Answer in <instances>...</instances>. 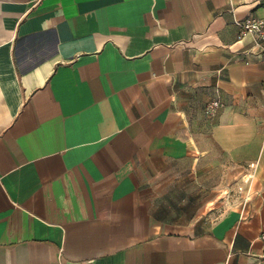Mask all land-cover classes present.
Returning <instances> with one entry per match:
<instances>
[{"label": "crops", "instance_id": "0c3cea01", "mask_svg": "<svg viewBox=\"0 0 264 264\" xmlns=\"http://www.w3.org/2000/svg\"><path fill=\"white\" fill-rule=\"evenodd\" d=\"M248 17L264 0H0V264H254Z\"/></svg>", "mask_w": 264, "mask_h": 264}, {"label": "built area", "instance_id": "2783aa9c", "mask_svg": "<svg viewBox=\"0 0 264 264\" xmlns=\"http://www.w3.org/2000/svg\"><path fill=\"white\" fill-rule=\"evenodd\" d=\"M236 25L238 27L237 40L251 37L254 46L264 56V19L248 17L238 21ZM220 107L221 104L218 100H210L204 106V114L213 116ZM249 167L252 168L253 165L251 164ZM259 240L262 242V251L254 264H264V229L259 234Z\"/></svg>", "mask_w": 264, "mask_h": 264}]
</instances>
